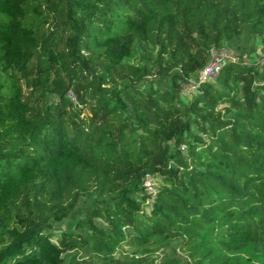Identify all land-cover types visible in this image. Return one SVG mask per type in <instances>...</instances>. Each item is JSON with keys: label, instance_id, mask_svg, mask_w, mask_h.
<instances>
[{"label": "trees", "instance_id": "1", "mask_svg": "<svg viewBox=\"0 0 264 264\" xmlns=\"http://www.w3.org/2000/svg\"><path fill=\"white\" fill-rule=\"evenodd\" d=\"M251 36L264 0H0V264H264V71L182 98Z\"/></svg>", "mask_w": 264, "mask_h": 264}, {"label": "rangeland", "instance_id": "2", "mask_svg": "<svg viewBox=\"0 0 264 264\" xmlns=\"http://www.w3.org/2000/svg\"><path fill=\"white\" fill-rule=\"evenodd\" d=\"M146 57L151 56L152 59L156 57V52L150 47H146L142 51ZM214 53H217V56H220L222 54L229 56L230 58H233L236 62H243V63H251L257 66L259 71H264V41H262V38L251 36L248 37V39L245 42H242L241 49L236 48V46L232 45H224L222 49L219 51H216ZM213 56V55H212ZM215 57V56H214ZM200 76L201 73H198L197 75H194L191 78V81L183 86V94H186L187 96H183V100L187 101L191 99L192 95L196 92L198 89L200 83ZM209 81V80H208ZM210 81H213V79H210ZM150 187L149 192L154 193L157 191L161 185L159 179L152 180L150 178ZM92 202H88L86 200L83 201L82 209H85L87 207L92 206ZM62 227L65 226L64 223L61 224ZM59 231H55L53 240L57 241L59 238ZM173 252L171 247H161L158 248L153 255H150L148 253L142 254L137 253L133 251V249H130V247L127 244H124L114 255V258L112 262L105 261L103 257L91 253L86 252L82 250H72L69 251L66 256V262L65 264H130V262H134V259L139 262V264H150L152 263V259L154 257H159L157 260H159L163 255L170 254ZM178 255H181L180 252H176ZM161 261V260H160ZM154 263V262H153Z\"/></svg>", "mask_w": 264, "mask_h": 264}, {"label": "built area", "instance_id": "3", "mask_svg": "<svg viewBox=\"0 0 264 264\" xmlns=\"http://www.w3.org/2000/svg\"><path fill=\"white\" fill-rule=\"evenodd\" d=\"M216 51H219V50H212L211 51L210 61L206 65V67L202 70L199 83L216 78L219 75V73L221 72L223 63L226 60L234 61L233 58H230L229 56H226L224 54L217 56L216 55L217 53H214ZM184 148L185 147L183 146L181 149L184 150ZM149 181H150V176L147 175L146 181H145V186H146L147 190H149V187H150ZM154 264H164V263L160 260H156Z\"/></svg>", "mask_w": 264, "mask_h": 264}]
</instances>
